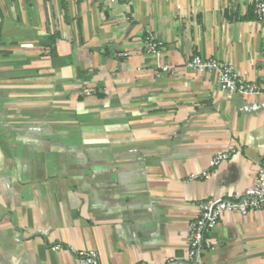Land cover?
I'll return each mask as SVG.
<instances>
[{
  "label": "crops",
  "instance_id": "obj_1",
  "mask_svg": "<svg viewBox=\"0 0 264 264\" xmlns=\"http://www.w3.org/2000/svg\"><path fill=\"white\" fill-rule=\"evenodd\" d=\"M258 2L0 0V264H185L201 206L264 162V93L185 65L215 58L264 85ZM210 239L204 264H264V210Z\"/></svg>",
  "mask_w": 264,
  "mask_h": 264
},
{
  "label": "built area",
  "instance_id": "obj_2",
  "mask_svg": "<svg viewBox=\"0 0 264 264\" xmlns=\"http://www.w3.org/2000/svg\"><path fill=\"white\" fill-rule=\"evenodd\" d=\"M255 13L261 21L264 20V0H259L256 4ZM162 48L163 44L152 36L145 38L144 49L147 54L159 56ZM185 68L192 72L213 75L219 89L231 96L264 93V85L245 81L239 76L232 64L215 58L196 55L187 61ZM170 71L171 67L169 65L162 67L163 73ZM231 155L230 152L217 154L211 160L203 176L208 178L211 170L229 160ZM262 210H264V162L256 173L255 184L252 187L230 198L218 199L201 206L199 216L191 221L189 225L188 252L185 264H204V254L213 249L210 235L225 215L238 213L246 216L251 212ZM58 249H60V246L55 247V250ZM77 256L80 264H98L96 252H81ZM168 264H175L174 260L171 259Z\"/></svg>",
  "mask_w": 264,
  "mask_h": 264
},
{
  "label": "trees",
  "instance_id": "obj_3",
  "mask_svg": "<svg viewBox=\"0 0 264 264\" xmlns=\"http://www.w3.org/2000/svg\"><path fill=\"white\" fill-rule=\"evenodd\" d=\"M77 1H80V0H77Z\"/></svg>",
  "mask_w": 264,
  "mask_h": 264
}]
</instances>
